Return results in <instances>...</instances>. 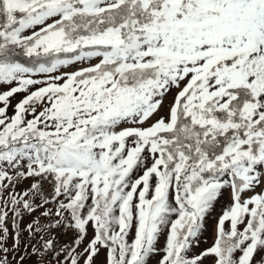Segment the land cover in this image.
Instances as JSON below:
<instances>
[{"label": "snow or ice", "instance_id": "obj_1", "mask_svg": "<svg viewBox=\"0 0 264 264\" xmlns=\"http://www.w3.org/2000/svg\"><path fill=\"white\" fill-rule=\"evenodd\" d=\"M0 264H264V0H0Z\"/></svg>", "mask_w": 264, "mask_h": 264}, {"label": "rangeland", "instance_id": "obj_2", "mask_svg": "<svg viewBox=\"0 0 264 264\" xmlns=\"http://www.w3.org/2000/svg\"><path fill=\"white\" fill-rule=\"evenodd\" d=\"M31 183V181H25L24 183H22L21 185H20V188L21 189H23V188H27V186L29 185ZM18 191L20 190V189H17ZM70 237H65V239H69ZM209 243H211V241L209 240Z\"/></svg>", "mask_w": 264, "mask_h": 264}]
</instances>
